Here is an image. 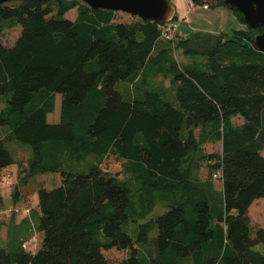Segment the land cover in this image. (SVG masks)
<instances>
[{
  "label": "trees",
  "instance_id": "16d2710c",
  "mask_svg": "<svg viewBox=\"0 0 264 264\" xmlns=\"http://www.w3.org/2000/svg\"><path fill=\"white\" fill-rule=\"evenodd\" d=\"M71 7L76 19L63 18ZM115 13L81 0L0 3V31L20 26L12 45L0 42V127L33 147L24 175L61 176L38 188L39 215L25 239L0 244V264H114L102 252L109 248L127 251L116 264H264V227L248 214L264 197V51L251 45L253 31L169 39L162 31L173 19L118 22ZM174 49L200 58L180 64ZM144 71L169 85L140 87ZM122 80L127 98L115 89ZM54 92L61 113L50 123ZM4 139L0 171L15 161ZM217 141L220 152L202 153L201 143ZM110 157L123 176L103 168ZM73 158L82 171L63 168ZM157 201L168 209L148 218ZM130 219L135 240L123 227ZM38 232L40 245L24 249Z\"/></svg>",
  "mask_w": 264,
  "mask_h": 264
},
{
  "label": "rangeland",
  "instance_id": "374dc122",
  "mask_svg": "<svg viewBox=\"0 0 264 264\" xmlns=\"http://www.w3.org/2000/svg\"><path fill=\"white\" fill-rule=\"evenodd\" d=\"M171 3L173 0H169ZM215 0H211L213 2ZM173 4V3H172ZM187 8H191L194 5H188L185 2ZM195 4V2H194ZM210 5V2H208ZM174 6V4H173ZM225 10L232 12V9H228L223 7ZM178 11V12H177ZM176 16L173 18L172 22L177 27L174 31V37L176 38H187L193 32L202 31V30H194L192 26L188 23V18H182L179 14L178 8L176 9ZM63 18H67L69 20H74L77 17V8L71 7L64 11ZM136 16H133L129 13H125L122 11H116L115 13V20L118 22H131L135 20ZM210 23V22H209ZM240 24L243 26L242 28H246V24L241 21ZM193 25H196L193 23ZM206 24H200V26H205ZM212 26V24H207ZM20 26L19 25H5L3 29L0 31V42L6 46H10L14 43L16 37L19 35ZM179 32V33H178ZM208 32V31H202ZM213 38L211 43L214 42ZM200 45V43H198ZM173 55H175L176 59L180 64L191 63L194 59H199L200 57H193L188 55L187 53L182 52L179 49H174ZM143 82L141 81L138 85L140 87H147L149 84H153L154 86H159L160 84L167 87L169 85L168 77H164L161 75L153 76L151 71H144L143 74ZM127 86L129 84L127 83ZM115 89L120 91L125 98H127V92L125 90V82L118 81L115 84ZM137 89V86L133 87L131 90ZM168 91V90H167ZM37 97V96H36ZM51 107L47 110L46 119L50 123H57L60 120V113H61V94L58 92H54L51 95ZM4 103L0 100V109L3 108ZM231 121L234 124H240L242 122L241 117L233 116ZM10 128L8 125H2L0 127V135L5 137L4 144L5 147L10 152L11 156L15 160L10 165L4 167L2 176H0V196H1V205H0V213L8 214L9 217L12 215L17 217L19 215H25L26 206L32 207L35 209L37 208V201L38 195L37 190L39 187H45L47 189L53 188L60 184L61 176L60 173L57 171H43L39 173H32L28 172L24 175L25 172L28 170V160L29 158L33 157V147L28 143H24L18 141L11 137ZM200 148L202 153H210V152H220V142H205L200 144ZM199 152V149L196 153ZM261 154L264 155V148L261 150ZM104 169L109 170L111 173H118L119 176H123L124 174L121 173V161L114 159L113 157L107 158L102 165ZM80 167H85L81 165ZM79 167V162L73 159H69L63 163V168L65 170H75V171H82ZM26 170L24 173L23 171ZM84 170V169H83ZM21 175L24 176L21 178ZM209 175L207 170V163L206 161L202 162V166L199 170V177L203 180ZM214 181V188L216 190H220L222 188V181L220 178L211 176ZM19 189L20 193H15L16 190ZM29 209V208H28ZM166 209L165 203L163 201H157L155 207L153 208L152 212L149 214L148 218L156 217L157 215L163 213ZM248 214L250 217L251 224L254 227H264V197L256 199L249 207ZM2 222H0L1 224ZM6 224H10V221ZM124 229L129 233V235L136 239L137 233V223L133 222L131 219L123 224ZM156 234V231L153 230L151 232V237ZM37 239L39 242L37 243L40 245L41 234L37 233ZM257 248L264 253V246L262 244H258ZM144 252H148V250H152V246H147L145 248H141ZM104 256L111 262V263H118L122 258H124L127 254L126 250H119L116 248H109L104 249L103 251Z\"/></svg>",
  "mask_w": 264,
  "mask_h": 264
},
{
  "label": "water",
  "instance_id": "95a60500",
  "mask_svg": "<svg viewBox=\"0 0 264 264\" xmlns=\"http://www.w3.org/2000/svg\"><path fill=\"white\" fill-rule=\"evenodd\" d=\"M11 0H0V3ZM45 1V0H43ZM92 8H105L122 11L143 20H153L158 23L173 19L174 6L169 0H81ZM222 5L241 13L243 22L248 30L253 31L250 36L251 45L264 51V0H223ZM258 26L262 30L254 31ZM26 170L23 171V173Z\"/></svg>",
  "mask_w": 264,
  "mask_h": 264
},
{
  "label": "crops",
  "instance_id": "0c3cea01",
  "mask_svg": "<svg viewBox=\"0 0 264 264\" xmlns=\"http://www.w3.org/2000/svg\"><path fill=\"white\" fill-rule=\"evenodd\" d=\"M174 13L176 16V9L178 8L179 14L182 18H188V23L192 26L194 30L208 31L215 34H230L234 29H242L240 20L232 12L225 10L223 5H209L208 3H195L190 9L187 8L184 0H173ZM206 4L207 6H204ZM210 22V23H209ZM195 23L196 25H193ZM200 24H206L205 26H200ZM207 24H212L209 26ZM179 33V32H178ZM5 169V168H3ZM3 169L0 171V176H2ZM20 193L19 189H17ZM38 203V202H37ZM27 208V206H26ZM29 211L25 215H19L17 217L8 214L0 213V244L5 246L12 240L25 239L30 231V225L35 221L34 216L39 215V210L28 207ZM38 208V204H37ZM10 221V224H6Z\"/></svg>",
  "mask_w": 264,
  "mask_h": 264
},
{
  "label": "built area",
  "instance_id": "2783aa9c",
  "mask_svg": "<svg viewBox=\"0 0 264 264\" xmlns=\"http://www.w3.org/2000/svg\"><path fill=\"white\" fill-rule=\"evenodd\" d=\"M184 2H186L188 5H194V0H184ZM204 6H207L206 4H204ZM176 26L175 24H173V22H169L167 23V25L165 26L164 30L162 31V34L165 38H169L172 39L174 37V31L176 30ZM220 175L219 172H216L214 174V177H218ZM26 212L29 211L28 208L25 209ZM37 246V236L36 234H33L32 236H30L29 238H27L26 240L23 241L22 243V247L24 249H35Z\"/></svg>",
  "mask_w": 264,
  "mask_h": 264
}]
</instances>
